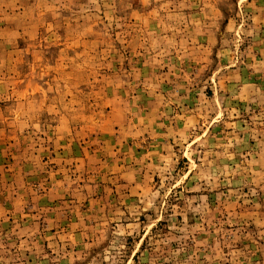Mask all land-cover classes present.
I'll use <instances>...</instances> for the list:
<instances>
[{"label": "rangeland", "instance_id": "374dc122", "mask_svg": "<svg viewBox=\"0 0 264 264\" xmlns=\"http://www.w3.org/2000/svg\"><path fill=\"white\" fill-rule=\"evenodd\" d=\"M0 264H264V0H0Z\"/></svg>", "mask_w": 264, "mask_h": 264}]
</instances>
